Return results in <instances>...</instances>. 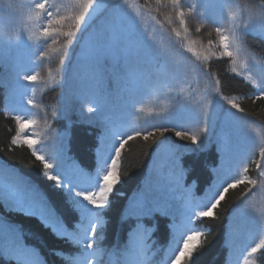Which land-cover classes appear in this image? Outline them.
Returning a JSON list of instances; mask_svg holds the SVG:
<instances>
[{
	"label": "trees",
	"instance_id": "16d2710c",
	"mask_svg": "<svg viewBox=\"0 0 264 264\" xmlns=\"http://www.w3.org/2000/svg\"><path fill=\"white\" fill-rule=\"evenodd\" d=\"M133 2L146 13L148 5L155 4L156 0ZM181 2L183 4L186 0ZM111 5L86 22L75 44L69 49L68 58L63 57L64 65H61L60 60L62 46L67 43L66 36L56 37L55 43L52 38H45L43 31L47 26L46 20L42 21L39 33H25L26 37H31V41L23 34L14 41L0 37V170L11 172L33 188L42 203L54 210L58 221L64 225L63 231L57 230L35 213L33 204L27 198L18 202L0 189V224H7L17 232L10 237L5 236L0 242V264H25L30 259L38 264H86L97 249L109 254L108 249H104L112 245L119 225L123 245L119 244L116 255L123 254L130 264H140L141 261L143 264H168L174 252L173 237L177 227L194 231L208 229L211 236L203 247L193 253L189 264H264V223L247 210L243 202L237 201V197L245 193L244 184L229 188L219 207L214 210L215 220L210 217L193 220L192 216L178 225L172 222L171 217L174 195L170 191L171 182L157 177L151 167L162 154L172 152L178 157L175 165L177 171L184 172L183 188L188 189L193 199L206 207L210 201L204 196L208 192L222 190V186H226L224 179L234 175L229 174L231 169L226 165L230 164L226 149L229 145L235 146L234 134L229 131L230 123L234 122V118H242L264 124V112H261L264 101L255 104L251 100L246 103L241 101L249 117L230 108L220 96H214V105L221 107L220 113L216 115L215 110H210L208 132L192 143L176 137L175 131L189 132L198 127L203 121L202 114L198 107L192 113H187L184 103L176 98L167 113L154 119L149 115L134 126L142 134L153 132L158 135L156 126L170 130L147 149L144 146L148 142L142 137L128 141L126 151L122 153L121 171L127 169L130 172L115 186L106 207L93 209L84 206L74 195V188L93 180L100 160L110 158L114 146L119 143L115 137L126 134L131 116V109L127 107L129 96L143 102L149 114L155 105L161 106L158 109L160 111L167 110L168 99H175L172 95H162L159 103L149 101L153 98L146 99L139 93L128 94L132 88L128 90L124 85L128 84V72L123 67L116 73L119 79H113L112 75L106 77L94 69L83 68V61L77 66L84 36L90 27L103 26L100 22L108 19ZM164 11L171 12L172 9L170 6L165 8L161 0L158 9L152 13L161 21L160 25H167L163 19ZM205 18L217 25L223 18L222 6L205 9ZM11 23L10 16H0V25L10 27ZM187 23L190 39L199 37L206 42V30L197 34L194 32V23ZM178 25L177 19L173 25H167V29ZM68 30L67 27L61 29L65 33ZM160 39L161 46H169L170 39L175 38L164 30ZM213 39L216 37L213 36ZM243 42L249 48L264 49V29L253 26L245 30ZM194 49L206 54L199 46L194 45ZM181 55L190 60L195 59L183 50ZM154 57L155 64H166L161 55L153 53L139 65L153 62ZM207 63V71L215 73L221 80L225 94L234 97L244 93L258 94L264 88V81H259L258 86L253 87L242 76L226 71V58L212 57ZM131 67L129 70L133 71ZM75 68L77 75L73 78ZM249 71L259 75L264 72V66L252 65ZM23 75H35L37 80L26 81ZM195 79L183 95H189L197 88L201 76L197 75ZM87 95L102 96L104 108L96 113L86 112L80 96ZM30 99L33 101L31 105L28 104ZM154 99H157L156 96ZM56 107L57 116L53 119L51 112ZM103 115H107L109 120H104ZM17 117L36 123L21 132ZM45 119L53 123L55 131L36 148L53 163L52 174L62 179L59 187L42 173L43 165L35 160L32 150L23 144L26 138H41L47 131ZM13 137L17 138V145L11 144ZM236 146L241 160L234 164L235 169L239 168L240 173L247 178L259 179L260 171L264 168H258L257 162L263 164L264 157L258 149L254 151L256 144L244 142ZM243 164L248 166L247 173H243ZM138 202L142 203L141 208H137ZM93 221H98L96 235L85 237L84 233ZM243 229L249 232L248 236L243 233ZM130 233L132 243L128 249ZM90 239L94 242L92 249L86 246V241ZM256 244L261 245L260 251L251 253V248ZM103 260L104 257L97 258V264H103Z\"/></svg>",
	"mask_w": 264,
	"mask_h": 264
},
{
	"label": "clouds",
	"instance_id": "9594fccd",
	"mask_svg": "<svg viewBox=\"0 0 264 264\" xmlns=\"http://www.w3.org/2000/svg\"><path fill=\"white\" fill-rule=\"evenodd\" d=\"M44 0H0V16H10L12 23L10 27H4L0 25V37H5L9 41H14L20 37L21 34L25 36V33L36 32L39 33L40 25L42 21H47V29L53 22L56 21L54 30L51 31L45 38H52L55 43L56 37L66 36L67 43L62 46L61 51V65L65 64L63 57L69 56V49L75 44L78 34L81 29L86 26V22H90L97 14L100 13V7L98 0H49L46 8L42 7ZM223 9V18L217 25H213L205 18V8L201 6L200 0H186L185 3L180 5H173L171 3H164V7H171L172 11H164L163 19L167 22V25H173L178 19L179 25L173 27L170 30L167 29V25H161L165 31H168L170 39L169 46H161L160 42L156 40L154 35L144 36L143 41L150 44L165 60L168 70L175 73L178 77H184L185 82L187 79H193L197 76H201V82L197 88L189 95L179 94L175 99H168L167 110H158L161 106L155 105L151 114L145 111L143 102H138L136 98L129 96L127 101V107L131 109L130 122L128 130L123 136H116L118 144L114 146V154H111V158H102L97 166L95 177L87 184L81 185L79 188H74L73 192L76 197L79 198V202L84 206H91L93 209L104 208L109 202V197L112 194L115 186L119 184L123 177L129 174V170L125 169L121 171L122 153L126 151V140H133L135 137H142L144 141H147L144 147L147 149L157 143L165 132L169 131L168 128L157 127L155 135L153 132H147L144 135L152 136L151 140H145L141 131L137 130V125L142 119L151 115V118L162 116L169 111V109L175 103L177 97L191 101L195 104L203 117L201 124L192 129L189 132L175 131L176 137L183 140H190L187 137L195 135L198 139L190 140L192 143H196L205 133L208 132L207 118L209 116L210 109L213 103L214 96H220V98L235 109L237 113H242L249 116L245 109L241 106V101L247 102L251 100L253 104L257 101H264V88L258 94H240L237 97L225 94L221 87V80L217 78L215 73L207 71L208 61L212 57L226 58L227 63L225 65L226 71L231 74L242 76L244 80L251 84L253 87L258 86L259 81H264V72L259 75H254L249 71L252 65L264 66V49H252L245 45L243 42V34L245 30L256 26L264 29V0H220ZM160 0H156L155 4H149L146 9V17H141L135 22L139 24V27L146 26V21L151 20L157 25L161 24V21L157 19L155 15H152L154 10L158 9ZM96 6V7H94ZM136 7H140L137 5ZM128 0H113L111 5V11L109 12L108 20H101L102 25L112 27L115 25H125L126 31L129 35L135 32L134 24L131 18L133 15L127 10ZM180 11L183 12V18L179 15ZM130 14V15H129ZM87 17V21L83 22ZM185 20L189 23H194V32L199 34L202 30L205 31L206 42L204 39L197 37L196 39H190L191 32L188 23L185 24ZM83 22V23H82ZM71 29L68 35L61 31L62 28ZM92 31L89 32L87 39L82 45L80 52V59L77 66L89 59L93 53L89 45ZM213 36L216 39H213ZM26 37V36H25ZM227 37L226 41H222V38ZM31 41V37H26ZM71 41L68 43V41ZM195 46L205 50L206 54H202L194 49ZM190 53L194 60H190L181 52ZM47 54V53H45ZM76 66V67H77ZM77 75L76 68L73 72V78ZM61 81L58 82V85ZM57 85V86H58ZM135 86V84H133ZM83 101V107L88 113H96L104 108V100L100 95H87L80 96ZM57 108H53L51 117L53 119L57 116ZM264 112V108L261 109ZM250 117V116H249ZM104 120H109L107 115H103ZM20 118L17 117V121ZM27 125L28 121H24ZM245 127L256 138L255 149H258L261 155H264V124L257 125L255 120L244 121ZM44 126L47 131L41 136L40 139H35L37 144H41L43 140L50 138L55 129L53 123L50 124L48 119L44 120ZM19 127V124H18ZM20 130V129H19ZM154 134V135H153ZM28 139L29 142L25 143ZM23 140V144L32 150V155L36 161H39L43 165L42 173L52 181H55L56 186H60L59 175H53L51 169L53 163L46 159V155L42 151H37L36 146L31 142V137ZM12 145H17L18 140L13 137L11 140ZM130 151V149H127ZM176 157L172 152L168 151L159 157V160H155L152 164L157 177L163 178L166 181L171 182L170 191L174 194L176 199L182 200L185 207L195 212L192 217L193 220L197 218L208 217L209 213H212L213 220L216 219L217 205L224 199L225 194L229 188H237L241 184L245 186V193L242 197H237L238 202H243V206L254 213L264 223V170L260 171L259 179L247 178L240 173V169H236L235 174L226 178V186L219 191V195L209 192V203L206 207L201 206V203L193 199L192 194L188 192V189L183 188V174L176 169ZM257 167L261 168L259 162ZM248 172L247 164H243V173ZM251 186V187H249ZM0 189L4 191V194L21 202L24 198H27L31 204H43L38 198L37 193L33 188L26 185L11 172L0 170ZM105 202H107L105 204ZM95 227V226H94ZM135 231V228L132 232ZM131 232V233H132ZM13 233H17L14 228H9L7 224H0V242L3 241L5 236H11ZM131 233L128 242V249L131 247ZM200 235L204 237L201 243L196 244L194 238H198ZM209 230L204 229L200 231L183 233L179 227H177L174 237V252L171 256L168 264H189L194 252L203 247L209 240ZM191 242V243H190ZM19 244L20 241L17 240ZM93 241L90 239L88 242V249L93 248ZM260 244H256L255 247H259ZM104 257L103 264H105L106 258H108V264H130L129 260L122 254L117 256L116 254H106L102 250L97 249L93 253V257L86 261V264H97V258ZM25 264H28L25 261ZM143 264V261L140 262Z\"/></svg>",
	"mask_w": 264,
	"mask_h": 264
},
{
	"label": "rangeland",
	"instance_id": "374dc122",
	"mask_svg": "<svg viewBox=\"0 0 264 264\" xmlns=\"http://www.w3.org/2000/svg\"><path fill=\"white\" fill-rule=\"evenodd\" d=\"M111 1L112 0H100V2L103 3V6L108 5ZM129 12L134 17L131 18V20L134 24L135 32L129 35L126 31L125 25H115L112 27H108L107 25H105L106 28L104 29V31L97 32L94 34V42H91V40H89V45L93 55L89 59H85L83 61V68L94 69L99 74L109 73L116 75L120 66L124 64L127 65L132 62L137 63L139 61H142L148 56H150L151 53L156 51L150 46V44L145 43L143 41V38L144 36L151 34L155 36L157 41H159L161 37V30L164 31V29L161 27V25H156L151 20L146 21V26L139 27V24L135 22V19L139 21L140 18L144 16L142 14L137 13V11L133 12L129 10ZM138 73L140 75L138 76L140 80H151L158 87L159 91L164 93H170L174 97L179 94H184L191 87V84L188 86V81L185 82L184 80L183 83L177 80V76H174L173 78H171V75L160 77V75H158V72L155 73L154 68H151L149 65H144L141 68V73ZM137 83L138 82H136V84ZM138 89H142V87H138ZM148 97L149 96H145L144 98L147 99ZM177 98L180 99L181 103H184V107L186 106L184 108V111H187V113H192L194 111V108L197 107L193 103L190 104V102H188L189 100H185L180 97ZM239 119L242 121V118ZM224 120L225 119H223V121ZM236 122L239 125H232L234 127L232 128V132L234 133V139L236 144L242 145L244 142L257 143L255 136L249 132V130L245 127L244 123L238 120Z\"/></svg>",
	"mask_w": 264,
	"mask_h": 264
},
{
	"label": "snow or ice",
	"instance_id": "6c2138e0",
	"mask_svg": "<svg viewBox=\"0 0 264 264\" xmlns=\"http://www.w3.org/2000/svg\"><path fill=\"white\" fill-rule=\"evenodd\" d=\"M48 2L49 0H44V3L42 4V7L43 8H46L48 6ZM164 3L168 2V3H171L173 4L174 6L175 5H180L181 4V0H163ZM160 3H161V0H160ZM98 5L100 7H103V4L100 2V0H98ZM96 7V6H94ZM179 15L181 16V18H183V12L180 11ZM87 21V17H85V20L83 22H86ZM82 22V23H83ZM57 22L54 21L53 22V25H50L47 29H44L43 31V35L44 36H47L51 31L54 30V27H55V24ZM185 24H187V21L185 20ZM71 29L68 30L65 35H68L70 33ZM227 40V37H224L222 38V41H226ZM71 41L69 40L68 43H70ZM24 80L26 81H29V82H35L37 80V77L35 75H23L22 77ZM33 101L30 99L28 100V104H32ZM28 123L27 125L24 123V120H19L18 121V124H19V129L21 132H24L29 126L31 125H34L36 122L34 120H27ZM144 135V134H142ZM154 135V134H153ZM136 138V137H135ZM133 138V140L135 139ZM152 138V136L150 135H144V139L145 140H148ZM187 139H190V140H196L198 139L195 135H191L189 137H187ZM128 141H131V140H126L125 142V147L126 145L128 144ZM29 142L28 139L25 140V143ZM31 142L34 144V146L37 145V142L35 141L34 138L31 139ZM114 149L112 150V153L111 154H114ZM262 157H264V155H262ZM110 158H111V155H110ZM261 168H264V164H260ZM62 183V179H60V185ZM224 184H226V181L224 179ZM247 186V185H245ZM223 188V186H222ZM229 190V189H228ZM217 195H219V191L216 192ZM75 195V194H74ZM225 198V197H224ZM107 202H105L106 204ZM220 204L217 205V208L219 207ZM32 207L34 208L35 210V213L37 215H39L46 223H49V224H52L53 227H55L57 230H60V231H63V228H64V225L62 223H60L54 213V210H51L49 209L46 205L44 204H33ZM142 207V203L138 202L137 204V208H141ZM98 209V208H97ZM212 216V213H209L208 214V217ZM98 224V221H93L90 225V227L85 231L84 235L85 237H95L96 235V225ZM95 226V227H94ZM183 233H190V232H195L194 230H191V229H187V230H181ZM195 239V242L196 244H199L202 242L203 240V236L200 235L198 238H194ZM88 242L89 240L86 241V246H88ZM191 243V242H190ZM256 246V245H255ZM261 249V245L257 248V247H252L251 248V253H257L258 251H260ZM28 264H38L37 261L35 260H28Z\"/></svg>",
	"mask_w": 264,
	"mask_h": 264
}]
</instances>
